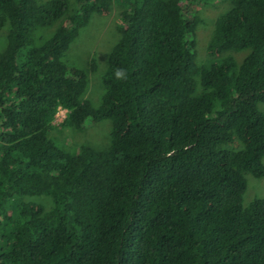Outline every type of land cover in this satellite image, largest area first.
Wrapping results in <instances>:
<instances>
[{"label":"trees","instance_id":"obj_1","mask_svg":"<svg viewBox=\"0 0 264 264\" xmlns=\"http://www.w3.org/2000/svg\"><path fill=\"white\" fill-rule=\"evenodd\" d=\"M114 1L0 0V264H264V198L242 205L245 174L264 177V0H230L208 55L250 52L210 67L197 60L198 0H117L96 108L84 98L96 60L64 58ZM60 108L62 127L111 121L109 148L61 149Z\"/></svg>","mask_w":264,"mask_h":264},{"label":"rangeland","instance_id":"obj_2","mask_svg":"<svg viewBox=\"0 0 264 264\" xmlns=\"http://www.w3.org/2000/svg\"><path fill=\"white\" fill-rule=\"evenodd\" d=\"M39 1L46 3L50 0ZM230 6V0H198L195 3L193 10L201 21L197 30L196 53L199 65L202 67H210L213 63H220L226 56L233 57L240 66L250 52L249 50L227 52L214 58L208 55L207 48L215 22ZM122 9L123 5H121L120 1L115 0L109 14H94L89 25L81 30L78 38L72 43L64 58V62L69 67L85 70L89 69L93 59L96 60L98 65L97 72L89 74L90 84L84 95V98L90 100L96 108L101 105L102 97L105 93L102 77L108 69L110 54L121 38L122 22L119 16ZM56 28L57 26L38 29L35 32L34 44L39 46L44 40L50 39ZM5 31H0V51H3L7 45V31ZM26 52L27 49H24L20 55L21 59ZM258 107L264 113V103H260ZM64 122L58 121L55 123L58 128L53 130L51 138L55 140L61 149L68 153L78 154L82 147L85 146L97 150H106L111 145L112 122L109 120L100 123L88 120L84 129H75L70 126L62 127L61 125ZM239 147L240 144H236L228 148L238 149ZM245 178L248 188L243 198L242 205L244 208L248 207L255 199L264 198V177L256 179L251 174L246 173ZM28 200L41 203L47 209L52 207V200L48 197H33Z\"/></svg>","mask_w":264,"mask_h":264},{"label":"built area","instance_id":"obj_3","mask_svg":"<svg viewBox=\"0 0 264 264\" xmlns=\"http://www.w3.org/2000/svg\"><path fill=\"white\" fill-rule=\"evenodd\" d=\"M68 113L69 112L67 110L60 108L56 114L55 123L58 121H61V123L64 122L68 117Z\"/></svg>","mask_w":264,"mask_h":264},{"label":"clouds","instance_id":"obj_4","mask_svg":"<svg viewBox=\"0 0 264 264\" xmlns=\"http://www.w3.org/2000/svg\"><path fill=\"white\" fill-rule=\"evenodd\" d=\"M123 75H124L123 70H119V71L116 72V76H117V77H121V76H123Z\"/></svg>","mask_w":264,"mask_h":264}]
</instances>
